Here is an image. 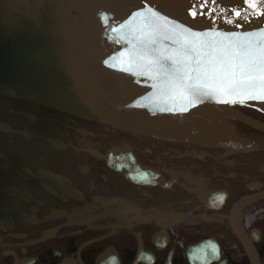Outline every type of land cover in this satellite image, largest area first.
Returning a JSON list of instances; mask_svg holds the SVG:
<instances>
[{"label": "flooded vegetation", "instance_id": "obj_1", "mask_svg": "<svg viewBox=\"0 0 264 264\" xmlns=\"http://www.w3.org/2000/svg\"><path fill=\"white\" fill-rule=\"evenodd\" d=\"M58 2L43 34L56 68H0V264H264V130L214 104V120L183 115L126 68L102 8ZM6 43L0 33L2 53ZM19 85L183 139L27 98ZM244 196L254 198L236 211Z\"/></svg>", "mask_w": 264, "mask_h": 264}, {"label": "water", "instance_id": "obj_2", "mask_svg": "<svg viewBox=\"0 0 264 264\" xmlns=\"http://www.w3.org/2000/svg\"><path fill=\"white\" fill-rule=\"evenodd\" d=\"M103 9L109 43L124 54L126 68L187 116L215 119L213 104L264 130V123L228 106L237 100L264 114L259 79H241L240 61L264 50V0H93ZM257 7L253 8L252 5ZM195 13V15H193ZM239 13V15H237ZM258 75V73H257ZM19 95L153 137L183 139L165 129L143 127L110 109L78 105L50 89L19 85ZM201 90V92L199 91ZM227 131V130H226ZM254 196L242 197L238 209Z\"/></svg>", "mask_w": 264, "mask_h": 264}, {"label": "rangeland", "instance_id": "obj_3", "mask_svg": "<svg viewBox=\"0 0 264 264\" xmlns=\"http://www.w3.org/2000/svg\"><path fill=\"white\" fill-rule=\"evenodd\" d=\"M61 15L58 0H0V19L11 24L0 26V33L7 37L5 53L0 51V68H56L60 55L43 34L56 26L52 18Z\"/></svg>", "mask_w": 264, "mask_h": 264}, {"label": "snow or ice", "instance_id": "obj_4", "mask_svg": "<svg viewBox=\"0 0 264 264\" xmlns=\"http://www.w3.org/2000/svg\"><path fill=\"white\" fill-rule=\"evenodd\" d=\"M252 7L256 8L257 5L253 4ZM193 15H195V13H193ZM237 15H239V13H237ZM239 70L242 80L253 82L259 79L261 81L259 90L264 92V50H262L259 55L251 51L245 53L240 61ZM258 98L264 99V95Z\"/></svg>", "mask_w": 264, "mask_h": 264}, {"label": "bare ground", "instance_id": "obj_5", "mask_svg": "<svg viewBox=\"0 0 264 264\" xmlns=\"http://www.w3.org/2000/svg\"><path fill=\"white\" fill-rule=\"evenodd\" d=\"M75 2V1H74ZM59 30H56V32H58Z\"/></svg>", "mask_w": 264, "mask_h": 264}]
</instances>
